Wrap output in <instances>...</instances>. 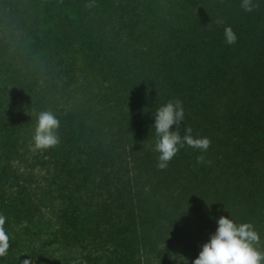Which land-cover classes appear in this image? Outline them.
I'll return each instance as SVG.
<instances>
[{
	"label": "trees",
	"instance_id": "trees-1",
	"mask_svg": "<svg viewBox=\"0 0 264 264\" xmlns=\"http://www.w3.org/2000/svg\"><path fill=\"white\" fill-rule=\"evenodd\" d=\"M252 3L0 0V264H192L220 215L250 222L264 251V0ZM168 100L184 110L172 127L210 144L159 169L153 116ZM43 109L60 140L34 150Z\"/></svg>",
	"mask_w": 264,
	"mask_h": 264
},
{
	"label": "clouds",
	"instance_id": "clouds-1",
	"mask_svg": "<svg viewBox=\"0 0 264 264\" xmlns=\"http://www.w3.org/2000/svg\"><path fill=\"white\" fill-rule=\"evenodd\" d=\"M240 7L245 12L252 11V0H240ZM217 23H223L218 20ZM224 42L234 44L237 36L231 26L223 29ZM29 115L30 112L26 111ZM153 125L156 140L153 151L157 155L156 167L164 169L168 162L185 145L205 152L210 140L206 136H193L189 127L184 128L183 136L179 133V126L184 120V110L179 100H168L155 110ZM36 123L31 136V148L46 149L59 143L60 137L56 131L60 125L57 113L51 109H43L35 113ZM202 159L197 156V162ZM4 217L0 215V256L8 250V235L2 225ZM216 228L209 235L198 251L192 264H264V251L259 249L258 232L250 222L236 223L229 215L215 218ZM20 264H32L31 257H24Z\"/></svg>",
	"mask_w": 264,
	"mask_h": 264
},
{
	"label": "rangeland",
	"instance_id": "rangeland-1",
	"mask_svg": "<svg viewBox=\"0 0 264 264\" xmlns=\"http://www.w3.org/2000/svg\"><path fill=\"white\" fill-rule=\"evenodd\" d=\"M263 227H264V225H263Z\"/></svg>",
	"mask_w": 264,
	"mask_h": 264
}]
</instances>
